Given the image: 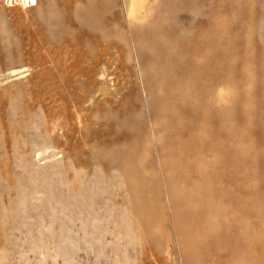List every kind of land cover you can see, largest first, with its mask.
<instances>
[{"label":"rangeland","instance_id":"374dc122","mask_svg":"<svg viewBox=\"0 0 264 264\" xmlns=\"http://www.w3.org/2000/svg\"><path fill=\"white\" fill-rule=\"evenodd\" d=\"M0 0V264H264V0Z\"/></svg>","mask_w":264,"mask_h":264},{"label":"bare ground","instance_id":"6f19581e","mask_svg":"<svg viewBox=\"0 0 264 264\" xmlns=\"http://www.w3.org/2000/svg\"><path fill=\"white\" fill-rule=\"evenodd\" d=\"M15 1L20 2V4L22 3L21 1H23L21 5L26 7H35L38 4L37 0H15Z\"/></svg>","mask_w":264,"mask_h":264}]
</instances>
